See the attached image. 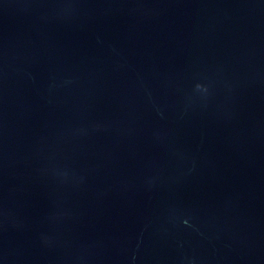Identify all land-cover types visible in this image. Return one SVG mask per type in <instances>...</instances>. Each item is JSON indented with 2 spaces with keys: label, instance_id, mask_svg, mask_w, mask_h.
I'll list each match as a JSON object with an SVG mask.
<instances>
[{
  "label": "water",
  "instance_id": "water-1",
  "mask_svg": "<svg viewBox=\"0 0 264 264\" xmlns=\"http://www.w3.org/2000/svg\"><path fill=\"white\" fill-rule=\"evenodd\" d=\"M0 264H264V0H0Z\"/></svg>",
  "mask_w": 264,
  "mask_h": 264
}]
</instances>
